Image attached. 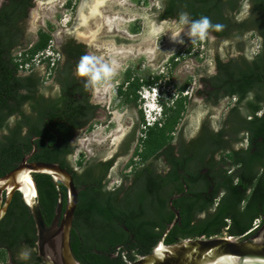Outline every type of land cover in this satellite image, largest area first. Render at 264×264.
I'll list each match as a JSON object with an SVG mask.
<instances>
[{"label": "trees", "instance_id": "16d2710c", "mask_svg": "<svg viewBox=\"0 0 264 264\" xmlns=\"http://www.w3.org/2000/svg\"><path fill=\"white\" fill-rule=\"evenodd\" d=\"M238 1L243 0H166L161 17H178L179 13L187 12L192 19L207 16L219 30H212L218 37L235 36L236 39L247 32L259 38V48L249 61L231 59L229 64L217 62V73L211 76L212 85L225 91L227 95L238 98L237 106L232 108L231 115H236L239 105H242L238 122L230 129L221 128L218 131L210 130L205 143L207 151L192 158L186 145L180 144L178 156L174 154L172 140L177 123L185 109L186 96L182 95L186 84L179 88V98L174 104L165 107L164 118L154 124H147L143 117V224L134 225L143 231V253H149L161 237L166 224L174 215L168 211V199L175 194H183L174 199V205L180 206L181 221L176 223L165 238V243H173L184 238L214 237V236H242L256 219L260 225L264 217V0H249L251 11L243 19H236L233 11L238 10ZM33 6L32 0H3L0 5V90L5 91L10 86L6 96L0 97V110L12 113L31 97L33 82L25 80V76H17L20 65L29 62L36 54L43 52L52 35L47 31H39L38 39L30 46H25L18 55L15 53L21 48L23 30L21 22L27 18L29 9ZM246 40V39H245ZM29 43V42H28ZM252 47V45H251ZM27 48V49H26ZM237 50H242L240 45ZM64 52L69 59L83 56L81 46L66 45ZM62 74V81L68 78ZM65 76V77H64ZM155 76V75H154ZM144 85H157V77L149 75ZM25 80V81H23ZM65 83V82H64ZM125 80L119 86L116 94L124 102L138 103V89L143 84L139 77H134L129 89L123 90ZM159 84V83H158ZM71 84L66 85L70 86ZM24 88L25 93L20 92ZM254 90V92H249ZM67 94H70L67 92ZM251 95L250 99L247 97ZM10 98V100H9ZM13 101V102H12ZM243 103V104H242ZM92 106L85 101L76 103L72 108L74 118L82 116ZM262 112L261 115H256ZM251 118H247L251 115ZM6 113L0 118V129H6L0 135V175L11 169L13 162L22 156V147H30L29 137L20 136L22 125L7 127L2 122ZM230 121V120H229ZM229 125V124H228ZM5 127V128H4ZM7 127V128H6ZM233 131L236 135L240 131L248 134L250 146L254 144V151L249 149L226 152L224 135ZM58 132L68 140L72 130L68 127L58 129ZM65 150L73 152L74 147L68 146ZM223 149L218 159L213 156L206 159V154L216 149ZM210 149V151H209ZM209 151V152H208ZM165 159L169 170L166 174H157L152 166L154 160ZM209 169L210 181L206 175L196 172L191 175L192 169H199L200 165ZM238 164L237 168L230 169ZM153 168V169H152ZM178 171H183L179 174ZM188 175V176H187ZM182 179L185 183H183ZM35 181L38 190V200L41 211L49 223L57 199V190L50 176L37 174ZM193 181L200 182V186L191 190ZM184 184L189 186L185 189ZM63 200L66 193L61 185ZM193 192V193H191ZM193 194V196H192ZM109 193L102 189L87 186L82 191V201L75 210L71 247L75 257L82 264H110L94 253L81 257L78 235L84 241L92 238L114 243L117 239L112 222L114 208L109 202ZM199 212H205L202 218H196ZM29 210L23 203L19 192H16L9 209L0 221V246L8 249L19 245L31 246L35 234ZM87 244L86 250H89Z\"/></svg>", "mask_w": 264, "mask_h": 264}, {"label": "flooded vegetation", "instance_id": "af4514ba", "mask_svg": "<svg viewBox=\"0 0 264 264\" xmlns=\"http://www.w3.org/2000/svg\"><path fill=\"white\" fill-rule=\"evenodd\" d=\"M59 1L60 0L46 1V4L50 5L47 9V15L53 12L54 9L59 6ZM83 1L84 0H80L79 5L77 7V12L80 4ZM107 1L111 0H104L102 2L103 4L101 3L100 5L101 14L102 11H106L104 8L107 7ZM160 1L162 2L161 8H163V5L166 0ZM36 3V0H32L33 6L31 8H33ZM43 3L44 2L40 3L39 1L38 5ZM127 4L128 0H125V5ZM237 4L239 6V9L233 11L235 18L240 20L247 17L251 11V4L249 3V0H243L241 2L238 1ZM117 7L114 6V8L118 9ZM41 8L44 9V6H41ZM84 11L88 12V8H85ZM108 11H110V9ZM161 14L158 16L160 20L177 18L176 16L161 17ZM28 17L29 12L27 18L21 22V27L23 30V36L21 39L22 49L27 45L28 47H30L34 43L33 42L29 44L26 37V23ZM78 20L79 19L76 16V23L78 22ZM134 20H136L135 17L128 19L127 21L130 23L127 24H124V22H119L118 25L112 24L110 25V27L106 26L103 28L102 32L106 34L108 33V41L111 43L112 46L132 45V43H135L133 39L134 34L131 33L126 26L131 24ZM74 25L69 28L71 31L73 30ZM117 28L119 31L117 30ZM96 29L98 30L96 31L95 36L92 38L91 41L88 42L76 38L75 34L73 33H66L62 38H60L59 33H57L56 36L53 35L52 39L49 41V44L47 46V48H51L50 53H41L38 59L35 57L37 55L36 54L33 58H31L29 62L20 65V69L17 71V76H25V80L29 79L30 82H33V85L31 86V91H28L30 92L31 97L28 100H25L19 106V108H17L12 113H7V111L0 110V118L3 117L4 113H6L2 122L7 123L8 128H10L11 126L14 127L19 124L22 125L20 136L29 137L28 143L30 147L27 149L25 146L22 147V156L19 160L13 162V166L11 167V169H13L22 160L23 157H27V162L30 163L49 162L58 164L60 167L68 170L72 174L73 182L79 190L76 208L80 201H82V191L85 190L87 186H91L94 189H102L109 193V202H111L110 204L114 208V215L112 218V222L115 228L114 231H116L114 236L119 240H116L114 243H106L105 240L99 238L97 239V241H95V239L93 238L91 240L84 241L81 235L79 234L78 241L81 249L80 254L81 257L84 258L88 255V253L91 252L102 258L104 261L113 262L110 264H126V260L133 261L139 256L147 254L143 253V231L142 229H136V227L134 226L139 223L143 224V166L147 163H143V117L145 112L143 107V100L138 97L140 116H137L130 122L129 128L126 132H124L125 128L122 124V121L124 120L123 116L114 111L111 112V118L115 126L114 129L108 135V137L105 140H102L99 137V133L96 132L94 133L95 141L89 142L93 146H107L109 144L115 143V137L117 135L122 134V138L114 146L110 148L108 146L107 148H103L102 150L98 149V151L94 153L88 160L83 161V159L79 158L75 164V167H73L70 161L72 152H70L69 150H65L67 149L65 142H67L68 146L72 147L75 143L74 141L80 140L79 136L82 132L91 129L97 122H104L101 121V113L107 111L104 106L100 104V102L94 100L95 98L102 100L104 98L103 96L107 93V89L102 88L98 90L95 87L98 82L89 87L85 86L88 77L86 75L79 74V68L82 66V61L84 60V58H95L105 61L112 65L114 71L118 69L113 57H109V55L105 56V52L104 55L100 56L94 55V53L88 51V43L91 45L93 44V46L96 47L98 45L96 42V38L97 35L101 32V29L100 27H97ZM211 35L215 36L216 38L232 40L234 44L233 46L235 48L238 45L243 47L242 50H237L238 54L236 56H229L225 59H220L218 57L215 58V74L217 73V62H220L222 64H229L231 59L249 61L253 58V54H250V47L253 42L248 40V35H253L257 39V50L259 48V38L256 37L251 31L243 34L241 38L238 39H236L235 36L232 35H229L227 37H218L212 31ZM52 42L53 44H51ZM67 44L71 46H81L83 56L77 59H69L64 52V47ZM139 44L143 46L144 43L142 41ZM102 47L104 48V46L102 45L100 49ZM191 47L192 46H190V48ZM190 48L188 47L186 50L188 51V53H190ZM257 50L254 51V54L257 52ZM140 55L143 56V53ZM180 55L181 52H179L178 50L171 53L165 60V65L163 66L164 69H161L159 72L151 74L153 78L155 76L158 78L157 82L159 84H149L145 86L143 82L148 76L139 78V81L143 83L137 90L139 95L141 94L142 88L144 89L151 86L157 87L158 89V94L160 96L159 99L163 107L161 118L159 121L164 118L165 107L173 105L175 100L179 98V88L181 86L177 83V81L174 80V73H177L176 70L180 61ZM36 60L44 64V66H42L44 70H49L48 75L51 74V71L53 70L50 82L47 83L43 81V78L41 77L40 73H37L35 70L32 69L35 65ZM23 67L25 69L29 68V72L26 74H22L21 70ZM62 74H68V78L64 81H62L61 79ZM170 77L172 78V82H170ZM133 78L134 76H132V71L130 70V68H127L121 73L119 81L116 82L115 86V100L118 97L116 92L118 91V88L123 83V81L125 80V85H122V89L126 90L129 89V86L126 84H129ZM199 80L200 87L195 93L199 98H201L202 101H204L206 113L203 118L198 122V126L195 129V132L188 137L185 136L186 127L177 128L179 122L177 123L175 128L176 131L173 132L174 138L171 143L175 151V156H178V150L181 143L187 146V148L189 149L190 156L192 158H195L197 154H203V152L207 151L206 146L208 145L205 143V140L208 134H210V130L213 129L214 131H218L221 128L228 129V127L231 129V126L234 127L235 123L238 122V116H241V114L243 113L240 111L242 105H239L238 112L236 113V115H232L230 117L232 108H235V106H237V96L227 95L224 93L225 91L222 89V87L219 88L217 86L212 85L211 76H209L208 74L205 76H200ZM68 84L71 85L65 87ZM9 88L10 86L5 91L0 90V97L3 95L6 96V94L3 92H9ZM25 91L26 90L22 88L20 92L25 93ZM67 92H69L70 94H67ZM249 92H254V90H251ZM118 98H120L123 103H126L122 100L121 96H119ZM250 98L251 95L247 97V99ZM82 100L85 101L87 105L92 106V108L87 109L82 116L74 118L72 108L75 107V104L77 102L80 103ZM118 101L120 100L118 99ZM221 101H225L227 108L225 113L219 120L218 124L214 125V122L212 121L211 110L214 107L218 106ZM130 104V102L126 103L128 107ZM261 114L262 112L256 113V115ZM251 117L252 114L247 116V118ZM64 127H68L72 130L67 141H65V138H63L62 135L58 132V129ZM0 133V135H4L5 133H7L6 129H0ZM91 136H89L87 139H82L81 141H79L80 145H83L82 143L86 140L89 141ZM223 139L226 141V152H235L246 149H249L250 153L254 151V144L250 146L248 134L245 131H240L239 134L236 135L233 131L229 130V132L224 135ZM87 150L89 151V149ZM222 150L223 149L218 148L211 153L209 149L210 152L208 151L209 153L206 154V159L211 156H213L215 159H218ZM89 153L91 154V151ZM122 159H125L124 163H121ZM164 160L165 159H158L156 162L155 159L151 160V162H153L152 166L154 167V169H152L155 173L164 175L168 172L169 167L166 166ZM234 167L237 168L238 164H235V166H231L230 169H233ZM1 169L2 166L0 165V170ZM7 172H4V174ZM178 172L180 174L183 171ZM196 172H198V174L206 175L207 181H210V176L208 175L209 169H207L203 164L200 165V168L197 170L192 169L191 175H194ZM4 174H1L0 176ZM37 174L38 173H32L34 180ZM182 181L183 183H185L183 179ZM200 184V182L198 183L197 181H193V184L190 185L191 190H194L195 188L200 186ZM58 185L60 189L61 184L58 183ZM184 187L186 189L189 186L184 184ZM182 195L183 194H175L174 196L177 197H175L174 199H177ZM62 202L64 208L66 200L64 202L63 196ZM172 204L174 208L179 211L180 215L181 207L174 205L173 201ZM168 211L173 213L175 218V214L169 206V203ZM204 216L205 212H199L197 215H195L196 218H202ZM43 217L45 219L44 215ZM29 218L33 222L31 215ZM74 219L75 211L73 221ZM180 221L181 215L179 222ZM263 221L264 217L262 222ZM32 225L34 227L35 234L33 245L28 247L22 244L14 249H8L3 246H0V251H3L6 254L4 256L3 254H1L2 252H0V257H5L6 264H44L37 254V247L35 243L36 231L34 223H32ZM73 227L74 225H72L71 234ZM87 244H90L89 250L85 249ZM23 248H29L31 250V257L27 261L21 260L19 258V252Z\"/></svg>", "mask_w": 264, "mask_h": 264}, {"label": "rangeland", "instance_id": "374dc122", "mask_svg": "<svg viewBox=\"0 0 264 264\" xmlns=\"http://www.w3.org/2000/svg\"><path fill=\"white\" fill-rule=\"evenodd\" d=\"M2 1L3 0H0V5ZM36 1L37 3L34 7L29 10V17L26 23V37L29 44L37 40L39 31L50 32L52 37L53 35L56 36V34L59 33V37L62 38L66 33H68L65 32L66 29H69L76 23L77 7L80 0H60L58 2L59 6L48 15L47 9L50 5L46 4L47 0ZM39 1L40 3L44 2L45 4L43 3L38 5ZM161 3L162 2L160 0H128V4L125 5V0L107 1L106 5L108 8H104L106 11H102V14L100 12L98 13L101 16L96 14L94 17L89 18L88 21H86L87 23H84L85 25L81 24L82 26H80L79 30L83 31L86 35H90V33L96 30L97 27H100L101 32L96 38V42L98 44L97 47L88 43L87 49L89 52L94 53V55L102 56L106 53L105 56L109 55V57H113L118 69L113 71V75L109 79L102 80L95 86L98 90L102 88L107 89V93L103 96L104 98L102 100L97 98L94 99L100 102V104L104 106L107 111L101 113V121L104 122H97L91 129H88L80 134V140L74 141V149L70 157L73 167H75L79 158L83 159V161L88 160L98 151V149L102 150L108 146L110 148L117 144V142H119L122 138V134L117 135L114 140L115 143L107 146L103 145L98 147L97 145L93 146L89 143L95 141L94 133H99V137L102 140H105L114 129L115 124L111 118V112L115 111L123 116L124 120L122 121V124L125 128L124 132H126L129 128L130 122L137 116H140L138 106L139 102L137 105L130 104L128 107L126 105L127 102L123 103L120 98L117 97L116 100L114 98L116 82L119 81L121 73L124 70L130 68L132 76L139 78L146 77L164 69L163 66L165 65V60L171 53L177 50L181 52L180 61L176 70L177 73H174V80L177 81L180 86L186 84L187 87L182 93V95L186 96V102L185 109L177 128L186 127L185 136L188 137L195 132L198 122L206 113L204 101H202L195 93L200 87V76L208 74L209 64L214 63L215 65V58L218 57L220 59H225L229 56H236L238 54L237 49L233 46L234 44L232 40L216 38L213 35H211L212 39L200 40L197 38L192 42L187 36H185L184 44L173 43L169 40L167 35L163 36L158 43L155 41H149L145 36L146 25L148 23L145 17L158 12V10L161 9ZM41 6H44V9H42ZM114 6H118V9L114 8ZM109 9L110 11H108ZM134 17L136 20L126 27L134 34L133 39L135 43L125 46H112L108 41V33L106 34L102 32L103 28L106 26L110 27L112 24L118 25L119 22H124V24L130 23L127 20ZM157 20L159 21L160 19L157 17ZM91 40L92 39H90V41ZM248 40L253 42L251 44L252 47H250V54H254V51L257 50V39L253 35H248ZM142 41L144 43L143 46L139 44ZM51 44H53V42ZM102 45L104 48L102 47L100 49ZM190 46L193 48H190ZM188 47L190 48V53L186 51ZM22 51L23 49H18L15 53L18 55ZM47 51L50 53L51 49H47ZM142 53L143 56L140 55ZM42 66H44V64L41 62H35L32 69L37 73H40L43 81L48 83L51 80L53 70L51 71V74L48 75L49 70H44ZM21 72L22 74H26L29 72V68L25 69L23 67ZM170 82H172L171 77ZM118 99L120 101H118ZM226 108L225 101H221L218 106L211 110L214 125L218 124L219 120L225 113ZM89 136H91L90 140H86L82 143L83 145H80L79 141L87 139ZM87 149H89V151ZM90 151L91 154L89 153ZM124 162L125 159H122L121 163ZM0 252H2L1 254L4 256L6 255L3 251ZM0 264H6L5 257H0Z\"/></svg>", "mask_w": 264, "mask_h": 264}, {"label": "water", "instance_id": "95a60500", "mask_svg": "<svg viewBox=\"0 0 264 264\" xmlns=\"http://www.w3.org/2000/svg\"><path fill=\"white\" fill-rule=\"evenodd\" d=\"M32 173L46 174L51 177L57 189V199L53 216L45 222L38 201V190ZM31 181V192L25 196L24 188ZM66 190L63 208L62 193L59 185ZM18 191L28 208L36 231L37 254L44 264H82L74 255L71 247V229L74 211L78 201V188L72 174L56 163L27 162V157L10 171L0 176V221L5 216L14 193ZM169 206L175 218L166 227L152 250L126 264H264V221L249 234L232 239L227 236L184 238L173 243H165L170 229L180 220L179 211Z\"/></svg>", "mask_w": 264, "mask_h": 264}, {"label": "clouds", "instance_id": "9594fccd", "mask_svg": "<svg viewBox=\"0 0 264 264\" xmlns=\"http://www.w3.org/2000/svg\"><path fill=\"white\" fill-rule=\"evenodd\" d=\"M163 12V8L151 16H146L148 21L146 25L145 36L149 41L159 42L167 35L169 40L176 44H184V37L187 36L191 42L199 38L200 40L212 39L211 31L219 30L220 25H215L207 16H201L199 19L190 18L187 12L179 13L177 18L157 20V17ZM113 67L109 63L95 59L84 58L82 66L79 68L80 75H86L88 80L86 87L96 84L102 80H107L113 75ZM208 75H215V65L210 63ZM140 98L143 100L144 117L147 124H153L160 120L162 114V103L158 94L157 87H147L141 89ZM155 108L152 111L151 108ZM143 110V111H144ZM31 257V250L23 248L19 252V258L27 261Z\"/></svg>", "mask_w": 264, "mask_h": 264}, {"label": "bare ground", "instance_id": "6f19581e", "mask_svg": "<svg viewBox=\"0 0 264 264\" xmlns=\"http://www.w3.org/2000/svg\"><path fill=\"white\" fill-rule=\"evenodd\" d=\"M103 1L104 0H84L78 8V12H77V18L79 19L78 22L74 25L72 31L70 29H66V32L75 34L76 38L78 39H82L87 42L90 41V39H92L95 36L96 31L98 29L92 31L90 35H86L84 34L83 31L79 30V26L81 24H84L86 21H88L89 18L94 17L96 14L100 12V5ZM85 8H88V13H85L84 11ZM151 110L155 111V108L152 107ZM24 179L27 182H29L28 186L24 188L25 196H28V194H30L31 192L30 185H29L31 184V181L29 180L27 176H25Z\"/></svg>", "mask_w": 264, "mask_h": 264}, {"label": "built area", "instance_id": "2783aa9c", "mask_svg": "<svg viewBox=\"0 0 264 264\" xmlns=\"http://www.w3.org/2000/svg\"><path fill=\"white\" fill-rule=\"evenodd\" d=\"M47 49H51V48H46L43 52L38 53L35 57L38 59V57L41 55V53L45 54V53L48 52ZM36 63H39V62L36 60ZM259 226H260V220L259 219H256V220L253 221L252 227L244 235H242V236H229V235H224V236H227L228 238H232V239L241 238V237L249 234L250 232H253Z\"/></svg>", "mask_w": 264, "mask_h": 264}]
</instances>
